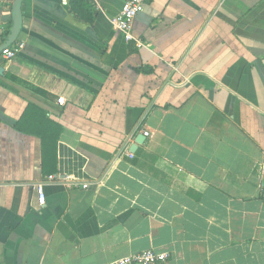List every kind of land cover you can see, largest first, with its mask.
<instances>
[{"label": "crops", "instance_id": "1", "mask_svg": "<svg viewBox=\"0 0 264 264\" xmlns=\"http://www.w3.org/2000/svg\"><path fill=\"white\" fill-rule=\"evenodd\" d=\"M125 1L22 3V48L0 54V264H264V0H146L141 48L110 23Z\"/></svg>", "mask_w": 264, "mask_h": 264}, {"label": "built area", "instance_id": "2", "mask_svg": "<svg viewBox=\"0 0 264 264\" xmlns=\"http://www.w3.org/2000/svg\"><path fill=\"white\" fill-rule=\"evenodd\" d=\"M145 2L146 0H126L122 5L119 14L110 20L113 29L122 35L125 42L132 43L135 48H141L144 46L139 39L134 37L132 24L135 17L143 11ZM21 48V44L15 43L6 49H3L0 54L5 61H9L15 58ZM57 103L63 105V98H58ZM143 136L149 137L150 134L148 132H143ZM48 179L51 180L52 177H49ZM35 191L37 193L39 205H43L45 198L41 185H37ZM167 258L168 255L166 253L145 250L123 256L112 261L110 264H163L167 261Z\"/></svg>", "mask_w": 264, "mask_h": 264}, {"label": "water", "instance_id": "3", "mask_svg": "<svg viewBox=\"0 0 264 264\" xmlns=\"http://www.w3.org/2000/svg\"><path fill=\"white\" fill-rule=\"evenodd\" d=\"M24 0H13L12 7H11V27L9 34L6 38V41L4 44L0 46V53L3 49L8 48L9 46L15 44L18 40V36L20 34V30L22 27V12H21V6ZM2 72V69H0V73ZM145 140V137L143 135H137L135 139V145L141 144ZM134 147L130 149V152H134Z\"/></svg>", "mask_w": 264, "mask_h": 264}, {"label": "trees", "instance_id": "4", "mask_svg": "<svg viewBox=\"0 0 264 264\" xmlns=\"http://www.w3.org/2000/svg\"><path fill=\"white\" fill-rule=\"evenodd\" d=\"M75 4H79L80 6H83V0H70L71 7L77 11L78 9L75 7Z\"/></svg>", "mask_w": 264, "mask_h": 264}]
</instances>
